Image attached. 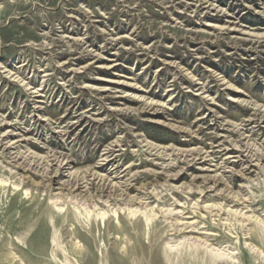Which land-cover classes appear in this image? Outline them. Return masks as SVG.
<instances>
[{
    "label": "rangeland",
    "instance_id": "374dc122",
    "mask_svg": "<svg viewBox=\"0 0 264 264\" xmlns=\"http://www.w3.org/2000/svg\"><path fill=\"white\" fill-rule=\"evenodd\" d=\"M66 262L264 264V0H0V264Z\"/></svg>",
    "mask_w": 264,
    "mask_h": 264
},
{
    "label": "bare ground",
    "instance_id": "6f19581e",
    "mask_svg": "<svg viewBox=\"0 0 264 264\" xmlns=\"http://www.w3.org/2000/svg\"><path fill=\"white\" fill-rule=\"evenodd\" d=\"M59 172V171H58ZM59 175V174H58ZM52 176V175H51ZM56 176H57V174H56ZM62 176V175H61ZM59 177V176H58ZM206 178V177H205ZM210 178V177H209ZM50 179V178H49ZM64 182V181H63ZM98 182V181H97ZM214 182V181H213ZM66 183V182H65ZM209 183V182H208ZM50 184V183H49ZM94 184V183H93ZM69 185L71 186V188H76V184L75 183H69ZM68 185V186H69ZM85 186V185H84ZM217 186V185H216ZM78 187V186H77ZM199 188V187H198ZM215 188V187H214ZM64 189V188H63ZM124 191V190H123ZM122 191V192H123ZM220 191H222L221 189H220ZM99 192H103L102 190H100ZM111 192V191H110ZM225 192H227L226 193V196H228L230 199H231V201H233V202H235L236 204H243L244 202H246V199H244L243 198V196H241V195H239V194H231L230 195V192L228 191V190H223V193L225 194ZM95 193H96V191H95ZM233 193V192H232ZM100 194V193H99ZM120 194V193H119ZM123 194V193H122ZM68 195V194H67ZM81 196V195H80ZM89 197V198H93V196H92V194H91V192L89 193V194H83L81 197ZM123 196V195H122ZM121 196V197H122ZM113 198V197H112ZM129 202H135V203H139L140 202V200H139V198H135V197H125ZM108 199H109V197H108ZM82 200H84V199H82ZM86 201V200H85ZM225 209V208H224ZM86 210V211H85ZM84 211V213H85V217L87 218V219H90L91 217H93L94 219L95 218H99V219H103L104 217H105V215H107V214H116L117 212H123V211H128V212H130L131 214H142V215H144L145 216V218L147 219V221L149 220V216L147 215V214H145V212L142 210V209H129V208H119V209H117V210H110V211H96V210H87V209H85ZM218 210H222V209H218ZM148 213V212H147ZM232 213V212H231ZM151 215V214H150ZM155 215V214H154ZM238 215H239V213H238ZM241 216H243V215H241ZM253 218V217H252ZM247 219L248 220H251L249 217H247ZM90 221V220H89ZM52 222V221H51ZM145 222H146V220H145ZM149 222V221H148ZM51 224V223H50ZM184 227H185V225H183ZM54 227V226H53ZM188 227H190L191 229H189V230H191V231H195V227L193 226V224L192 225H190V226H188ZM56 230L54 229V231H53V233L51 234V237H50V242H51V244L54 246V249H56V250H58L59 248H58V241H57V236H56ZM59 238V237H58ZM67 261H68V259H67ZM68 262H66V264H67ZM69 264V263H68Z\"/></svg>",
    "mask_w": 264,
    "mask_h": 264
}]
</instances>
